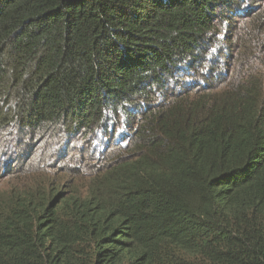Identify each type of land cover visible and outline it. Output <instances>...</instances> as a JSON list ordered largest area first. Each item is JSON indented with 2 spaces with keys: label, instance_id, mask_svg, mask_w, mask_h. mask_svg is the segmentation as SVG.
Returning a JSON list of instances; mask_svg holds the SVG:
<instances>
[{
  "label": "trees",
  "instance_id": "trees-1",
  "mask_svg": "<svg viewBox=\"0 0 264 264\" xmlns=\"http://www.w3.org/2000/svg\"><path fill=\"white\" fill-rule=\"evenodd\" d=\"M258 9L0 0V264H264V76L227 78L229 21ZM19 130L113 153L85 195L4 190Z\"/></svg>",
  "mask_w": 264,
  "mask_h": 264
},
{
  "label": "rangeland",
  "instance_id": "rangeland-1",
  "mask_svg": "<svg viewBox=\"0 0 264 264\" xmlns=\"http://www.w3.org/2000/svg\"><path fill=\"white\" fill-rule=\"evenodd\" d=\"M255 1L259 8L256 11L257 18L235 19L238 22L229 21L231 26H234L228 30L230 34H227L228 32L226 34L228 37L232 36L234 42L242 48L235 53L236 60L232 58L228 60L230 69L228 79L230 76L233 77V80L237 75L243 76L248 69L252 73L264 76V33L255 35L253 32L257 29L256 24L261 19L259 15L264 16V0ZM10 131H7L5 135ZM23 135L22 130H19L16 143L3 154V168L6 175L2 185L4 190H10L13 186L22 187L26 182L34 183L36 179L45 180L48 178L46 186L51 185L55 179L54 187L56 189L63 188V185L69 181H77V184L82 186L83 193L86 194L83 186L87 181L80 180L93 177L104 165L101 153L100 158L95 156V159L90 155L84 139L86 134H82V132L72 140H69L67 135L66 138L53 136L44 142L47 136L45 139L42 136L40 140L37 137L33 138V141L26 145L23 143ZM24 141H30V139L26 137ZM62 145L66 146V150L59 152ZM108 152L113 153L111 149H107L103 156ZM91 154L96 155L97 153L92 151ZM26 157L27 160L24 163ZM62 190L64 191V189Z\"/></svg>",
  "mask_w": 264,
  "mask_h": 264
},
{
  "label": "clouds",
  "instance_id": "clouds-1",
  "mask_svg": "<svg viewBox=\"0 0 264 264\" xmlns=\"http://www.w3.org/2000/svg\"><path fill=\"white\" fill-rule=\"evenodd\" d=\"M79 133H80V132H79ZM77 134H78V133H77ZM77 134H76V135H77ZM82 134H85V133L82 132ZM76 135H75L74 137H76ZM39 136L41 137V135H39ZM53 136H61V135H57V134L49 135V136H47V138H46V140H45L44 142H46L48 139L52 138ZM66 136H67V135L62 136V137H65V138H66ZM36 137H37V136H36ZM74 137H73V138H74ZM86 137H87V135L84 137L85 140H86ZM73 138H72V139H73ZM38 139H39V138H38ZM68 139H69V138H68ZM72 139H71V140H72ZM69 140H70V139H69ZM37 142H38V140H37ZM35 144H36V143H35ZM86 146H87V145H86ZM87 147H88V151H89L90 155H92V156L94 157V159H95V156H99V158H100V153H101V157H103V161L105 162V159H106L105 156H106V155L103 156V153L106 152L107 148L102 147V146H99V147H98L97 144H96L94 147H91V144H90L89 146H87ZM63 148H65L64 150H62L63 152L66 150V146L64 147V146L62 145V146L59 148V150H60L59 152H62L61 149H63ZM92 151H93V152H96L97 154H96V155L91 154ZM111 151L113 152V150H111ZM109 154H110V152H109L107 155H109ZM96 160H98V159H96ZM25 162H26V160L24 161V163H25ZM24 163H23V164H24ZM103 166H104V165H103ZM39 168H40V167H39ZM101 168H102V167H101ZM101 168H100V169H101ZM37 170L39 171L40 169H37ZM15 171H16V170H15ZM15 171H14V172H15ZM5 178H6V177H5ZM29 178H30V177H29ZM29 178H28V179H29ZM91 178H92V177H91ZM91 178H87V179H91ZM87 179H81L80 181H88ZM45 180H46V184H47V181H48L49 179L47 178V179H45ZM54 180H55V179H53V181H54ZM38 181H40V180L36 179V181H35L34 183H36V182H38ZM69 182H71V181H69ZM69 182H68L66 185H63V187H64V186H70ZM73 183H76V184H77V181H74ZM87 183H88V182H87ZM87 183H86V185H87ZM26 184H32V183L26 182V183L23 184V186L26 185ZM78 185H79V184H78ZM86 185L83 186V188H85V192H86ZM23 186H22V187H23ZM49 186H54V182H53L51 185H49ZM13 187H19V186H13ZM79 187H81V189H79L78 192L82 193V195H85V194L83 193L82 186L79 185ZM1 188H2V187H1ZM2 189H3V188H2ZM62 189H63V188L61 187L60 190L63 191ZM65 190H66V188L64 189V191H65Z\"/></svg>",
  "mask_w": 264,
  "mask_h": 264
}]
</instances>
